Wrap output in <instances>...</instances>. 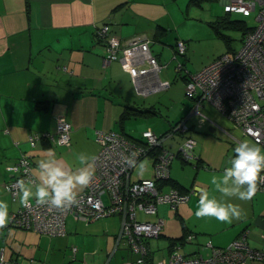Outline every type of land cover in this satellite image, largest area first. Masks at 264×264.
<instances>
[{
  "label": "crops",
  "instance_id": "crops-1",
  "mask_svg": "<svg viewBox=\"0 0 264 264\" xmlns=\"http://www.w3.org/2000/svg\"><path fill=\"white\" fill-rule=\"evenodd\" d=\"M174 15L172 0H0V200L7 202L9 212L17 208L18 202L4 188L12 178L7 166L23 152L31 155V170L38 176V161L47 159L49 150L67 170L80 167L79 153L94 156L98 150L96 130L122 132L131 139L140 136L133 135L139 129L150 128L156 134L168 130L158 131L162 123L156 119L164 116L157 105L164 100L161 93L171 90V80L176 77L172 61L175 58L162 55L160 45L153 43L159 34H166V29L175 25ZM105 23L110 33L121 40L134 35H143L149 40L150 51L160 64L154 77L168 81L167 88L143 94L119 61L104 62V44L97 38L95 29ZM186 95L192 100L191 106L186 112L183 110L185 113L178 120L185 119L188 127L185 136L195 138L192 132L194 122L198 123L193 109L195 98L187 91ZM202 105L199 112L213 123L205 114L210 111ZM137 108L148 111L134 115ZM123 112L128 113L121 118ZM57 116L64 117L71 125L69 144L43 141L31 148L28 135L53 132ZM177 121H169V127ZM182 137L178 134L172 142L165 140L163 145L175 152ZM195 149L194 157L188 161L180 156L172 160L170 177L160 186L162 191L187 190L192 186H197L198 190L174 208L180 222L179 235L171 233L172 217L163 219L158 209L151 214L150 221L163 220L160 235L148 240L152 259L166 258L174 246L172 241L177 238L181 239L178 244L184 254L207 256L210 252L207 241L217 246L226 245L244 229H248L249 245L260 248L264 211L254 197L248 201L235 198L230 201L243 211L242 218L230 224L213 217L195 216L201 190H208L221 199L211 185V176L223 172L220 165L210 160L205 146L197 145ZM145 159L148 162L142 164L140 170L145 174L138 172L133 178L132 171L133 180L151 176L153 160ZM103 196L108 201L107 194ZM65 225L66 233L61 236L11 226L0 229L4 258L20 264H29L30 260L34 264H133V255L126 244L115 245L119 215H108L89 223L68 216ZM187 235L192 237L186 239ZM246 264L264 262L250 260Z\"/></svg>",
  "mask_w": 264,
  "mask_h": 264
},
{
  "label": "built area",
  "instance_id": "built-area-1",
  "mask_svg": "<svg viewBox=\"0 0 264 264\" xmlns=\"http://www.w3.org/2000/svg\"><path fill=\"white\" fill-rule=\"evenodd\" d=\"M223 10L229 14L240 13L244 16L255 12L257 23L245 33L239 50L223 53L200 70L189 73L186 91L195 98L193 109L199 115V123L206 119L199 112V107L203 103L211 104L224 113L244 135L264 148V0H223ZM95 34L104 44V62L119 61L141 93L148 94L168 87V81L156 80L154 77L160 64L150 51L149 40L143 35L121 40L110 33L107 23L97 27ZM185 51V41L177 40L174 58L177 59V54L182 55ZM177 69H182L180 62ZM187 130L184 118L165 134H156L148 128L137 139L114 130H96L98 150L93 156V179L82 191L77 192L75 203L61 208L39 204L35 199L30 200L27 206L20 203L17 195L18 181L29 175L34 176L31 155L23 152L7 166L12 178L4 184V188L18 202L17 208L9 212L7 226L61 236L66 233L68 216L89 223L117 214L120 216V227L115 245L121 242L126 244L133 255V264H246L250 260L264 262V233L260 235L262 246L254 248L247 241L248 229L242 230L226 245L217 246L212 241H207L206 246L210 248L207 256L201 253L184 254L177 243L166 258L152 259L148 240L160 235L163 220H139L137 212L140 210L146 215L155 214L157 206L162 203L176 208L191 195L197 194V186L184 192L176 188L166 191L160 189L161 184L170 177V164L176 156L184 161L194 157L196 140L191 136H184L175 152L163 145L165 140ZM70 131V123L64 117L57 116L53 132L30 133L27 142L31 148L42 140L67 145L70 142ZM143 158L153 160L151 176L133 180L131 173ZM259 188L264 189V183ZM106 194L108 201L103 199ZM191 237L192 235H187L186 239ZM72 251H75V247ZM0 264L20 263L17 260H6L0 248ZM29 264H34L33 260Z\"/></svg>",
  "mask_w": 264,
  "mask_h": 264
},
{
  "label": "rangeland",
  "instance_id": "rangeland-1",
  "mask_svg": "<svg viewBox=\"0 0 264 264\" xmlns=\"http://www.w3.org/2000/svg\"><path fill=\"white\" fill-rule=\"evenodd\" d=\"M172 8L175 14V25L173 24L170 28L166 29V34H159L153 45H160L162 55H168L169 59H171L172 54H176V39L180 38L186 42V51L185 54H177V59H172L176 69V77L171 80V90L161 93L164 100H160L157 106L160 108L164 118L156 119L162 123L161 129L158 131H163L162 129L169 130V121H177L191 106L192 100L186 95V81L182 75L185 74L187 76L188 72L192 74L223 53H232L241 47L243 39L242 30L235 24L227 21V19L242 20L247 27H253L257 23L255 12L247 16L240 13L226 14L223 10L222 0H172ZM178 62L183 65L181 70H177ZM202 108L210 111V115L205 114L214 122L210 123L206 119V121L204 120L202 123H199L198 114L195 115L198 123L194 122L195 127L192 132L195 134L196 146H205L206 154L211 158L210 160L220 165V170L223 171L226 167L230 166L229 160L235 155L234 149L240 142L248 141L251 144H257L251 138L244 135L241 129L236 127L224 113L220 112L213 105L204 103ZM184 109L185 112H183ZM190 122L191 120L188 122V125ZM141 131L142 129H139L133 135L136 137ZM176 137H178V134H175ZM167 142H172V139L167 140ZM167 142L165 143L167 144ZM195 148L193 153L196 150ZM261 149L264 150L262 147ZM147 162L148 160L145 158L139 161V164L133 170V178L138 172L143 173L140 171L142 169L141 165ZM212 162L211 167L214 168L215 166ZM253 197L257 199L256 203L264 211V189L259 188ZM157 207L163 219L166 220L168 217L173 218L169 222L171 233L179 235L180 222L175 217L174 208H171L166 203L159 204ZM150 216L140 210L137 212L139 220H149L151 219Z\"/></svg>",
  "mask_w": 264,
  "mask_h": 264
},
{
  "label": "clouds",
  "instance_id": "clouds-1",
  "mask_svg": "<svg viewBox=\"0 0 264 264\" xmlns=\"http://www.w3.org/2000/svg\"><path fill=\"white\" fill-rule=\"evenodd\" d=\"M235 155L222 175L211 176V185L221 199L211 195L208 190H201L195 216L197 218L213 217L222 223H232L242 218L243 211L239 205L230 201L235 198L248 201L264 183V150L248 141L240 142L234 149ZM94 157L87 153L77 155L80 167L67 170L64 164L55 158L49 150L48 158L38 161V176L29 175L18 181L20 203L27 206L35 199L39 204H48L57 208L70 206L77 198V188L87 186L93 179L92 161ZM9 206L0 200V229L9 223Z\"/></svg>",
  "mask_w": 264,
  "mask_h": 264
},
{
  "label": "trees",
  "instance_id": "trees-1",
  "mask_svg": "<svg viewBox=\"0 0 264 264\" xmlns=\"http://www.w3.org/2000/svg\"><path fill=\"white\" fill-rule=\"evenodd\" d=\"M226 13V12H225ZM226 14H228L229 15V13H226ZM227 21H229L230 23H233V24H235L239 29H241L242 30V36H244L245 35V33L248 31V30H250L252 27H247L246 26V24L244 23V21H242V20H238V19H234V20H230V19H227ZM234 52V51H233ZM232 52V53H233ZM228 53V52H227ZM185 54V53H184ZM176 58H177V56H176ZM183 66V65H182ZM188 74H189V72H188ZM182 77H183V79H185V81L187 82V80L189 79V77H188V75L186 76L185 74H183L182 75ZM135 111H134V115L136 114H142V113H145L146 111H148V110H140V109H134ZM127 113L128 112H123V114H122V116H121V118H124L126 115H127ZM179 121V120H178ZM178 121L176 122V123H178ZM176 123L174 124V125H176ZM174 125H172L171 127H170V129L169 130H171L173 127H174ZM169 130H167V131H169ZM167 131H165L164 133H161V134H165ZM122 133V132H121ZM122 134H124V133H122ZM181 136H185V134L184 133H179ZM125 135V134H124ZM175 137V135L172 137V138H174ZM182 137V138H183ZM172 138H169V139H172ZM168 140V139H167ZM43 141H46V140H42L41 142H43ZM40 142V143H41ZM165 147V146H164ZM169 179V178H168ZM181 192H184V191H186V190H180ZM179 241H181V239H179V238H177V239H174V241H172V243H171V245H174V244H177V243H179Z\"/></svg>",
  "mask_w": 264,
  "mask_h": 264
}]
</instances>
